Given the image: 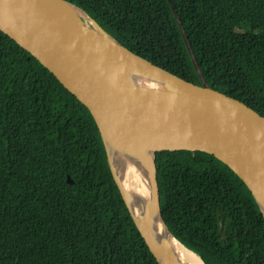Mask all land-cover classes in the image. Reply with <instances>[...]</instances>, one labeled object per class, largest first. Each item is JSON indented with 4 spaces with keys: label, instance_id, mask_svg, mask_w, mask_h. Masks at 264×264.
I'll list each match as a JSON object with an SVG mask.
<instances>
[{
    "label": "trees",
    "instance_id": "trees-1",
    "mask_svg": "<svg viewBox=\"0 0 264 264\" xmlns=\"http://www.w3.org/2000/svg\"><path fill=\"white\" fill-rule=\"evenodd\" d=\"M66 1L133 53L201 85L168 0ZM172 3L208 85L264 117V0ZM156 164L178 241L205 264H264V217L227 165L188 151L159 152ZM0 264H158L91 112L1 29Z\"/></svg>",
    "mask_w": 264,
    "mask_h": 264
},
{
    "label": "water",
    "instance_id": "water-1",
    "mask_svg": "<svg viewBox=\"0 0 264 264\" xmlns=\"http://www.w3.org/2000/svg\"><path fill=\"white\" fill-rule=\"evenodd\" d=\"M168 1L201 85L133 53L84 9L66 0H0V29L91 112L113 178L158 264H185L172 248L175 240L184 245L163 218L156 154L188 151L215 156L246 184L264 217V117L208 85ZM116 158L144 163V208L132 199ZM68 182L73 184L70 177Z\"/></svg>",
    "mask_w": 264,
    "mask_h": 264
},
{
    "label": "bare ground",
    "instance_id": "bare-ground-1",
    "mask_svg": "<svg viewBox=\"0 0 264 264\" xmlns=\"http://www.w3.org/2000/svg\"><path fill=\"white\" fill-rule=\"evenodd\" d=\"M118 172L122 175L123 180L127 183L132 199L138 207H145L146 201V169L144 163L136 158L131 161L115 159ZM174 252L183 260L185 264H204L203 261L195 254L187 250L176 240L172 244Z\"/></svg>",
    "mask_w": 264,
    "mask_h": 264
}]
</instances>
